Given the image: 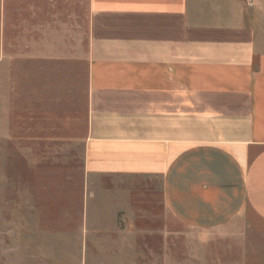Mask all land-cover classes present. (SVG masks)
I'll return each mask as SVG.
<instances>
[{"label": "crops", "instance_id": "obj_1", "mask_svg": "<svg viewBox=\"0 0 264 264\" xmlns=\"http://www.w3.org/2000/svg\"><path fill=\"white\" fill-rule=\"evenodd\" d=\"M86 5L88 173L158 180L180 222L249 236L264 224V0ZM35 43L27 60L64 59Z\"/></svg>", "mask_w": 264, "mask_h": 264}, {"label": "rangeland", "instance_id": "obj_2", "mask_svg": "<svg viewBox=\"0 0 264 264\" xmlns=\"http://www.w3.org/2000/svg\"><path fill=\"white\" fill-rule=\"evenodd\" d=\"M40 40L64 59L27 60ZM88 49L86 0H0V264H264V224L196 229L158 180L88 173Z\"/></svg>", "mask_w": 264, "mask_h": 264}]
</instances>
